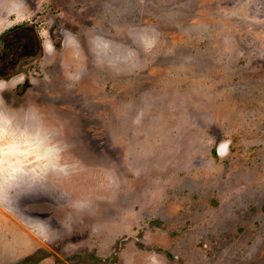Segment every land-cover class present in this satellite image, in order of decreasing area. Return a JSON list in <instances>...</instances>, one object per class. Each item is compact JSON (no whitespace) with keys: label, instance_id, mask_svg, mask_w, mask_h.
I'll return each mask as SVG.
<instances>
[{"label":"rangeland","instance_id":"374dc122","mask_svg":"<svg viewBox=\"0 0 264 264\" xmlns=\"http://www.w3.org/2000/svg\"><path fill=\"white\" fill-rule=\"evenodd\" d=\"M31 22L0 264H264V0H0Z\"/></svg>","mask_w":264,"mask_h":264},{"label":"flooded vegetation","instance_id":"af4514ba","mask_svg":"<svg viewBox=\"0 0 264 264\" xmlns=\"http://www.w3.org/2000/svg\"><path fill=\"white\" fill-rule=\"evenodd\" d=\"M38 49L35 24L32 22L29 25L14 26L3 32L0 35V79H10L9 76L13 73L30 67L36 59ZM11 66L14 67V72H10Z\"/></svg>","mask_w":264,"mask_h":264},{"label":"water","instance_id":"95a60500","mask_svg":"<svg viewBox=\"0 0 264 264\" xmlns=\"http://www.w3.org/2000/svg\"><path fill=\"white\" fill-rule=\"evenodd\" d=\"M227 149H228V144L221 143L218 146V149H217L218 155H224V154H226L227 153Z\"/></svg>","mask_w":264,"mask_h":264},{"label":"trees","instance_id":"16d2710c","mask_svg":"<svg viewBox=\"0 0 264 264\" xmlns=\"http://www.w3.org/2000/svg\"><path fill=\"white\" fill-rule=\"evenodd\" d=\"M29 258V257H28ZM40 259H31L30 261H28L26 264H36Z\"/></svg>","mask_w":264,"mask_h":264}]
</instances>
